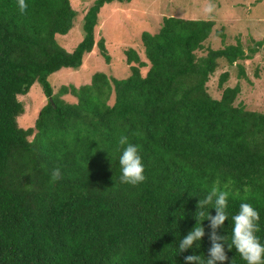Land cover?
<instances>
[{"label": "trees", "instance_id": "obj_1", "mask_svg": "<svg viewBox=\"0 0 264 264\" xmlns=\"http://www.w3.org/2000/svg\"><path fill=\"white\" fill-rule=\"evenodd\" d=\"M111 1H92L82 38L67 51L55 38L72 26L70 0H26L23 14L16 0H0V264H184L193 254L206 264L207 212L216 210L213 202L200 217L196 205L217 182L235 196L216 230L225 236L223 264H246L227 243L232 217L249 203L259 213L256 235L264 244V113L233 104L239 86L221 87L226 71L218 77V98L205 83L219 59L244 76L241 62L264 44L243 48L236 41L197 56L213 21L163 16L156 32L140 33L143 60L124 51L126 77L95 72L89 83L53 91L49 75L78 67L94 45L108 60L94 27ZM34 82L46 100L33 125L21 128L17 95ZM121 135L139 146L146 179L138 186L119 179ZM56 168L62 179L52 182ZM200 223V247L178 252Z\"/></svg>", "mask_w": 264, "mask_h": 264}, {"label": "rangeland", "instance_id": "obj_2", "mask_svg": "<svg viewBox=\"0 0 264 264\" xmlns=\"http://www.w3.org/2000/svg\"><path fill=\"white\" fill-rule=\"evenodd\" d=\"M93 0H70L75 11L72 26L64 35H56V41L70 51L82 38V16ZM209 0H130L120 3L111 1L103 4L97 14L94 40L100 37L108 54L104 59L94 45L75 68H60L49 75L48 81L56 91L60 85L79 86L89 83L95 72H102L117 79L129 74L124 51L133 49L143 60L140 33H153L160 26L163 16L187 19H210L213 26L202 48L196 55H203L206 48L216 49L238 41L243 48L250 47L256 40L264 44V0H210L215 5L211 16L204 14L203 8ZM243 75H238V67L227 64L223 59L209 76L206 91L212 98H218L221 88L217 86L220 73L227 72V79L221 87L237 84L239 92L233 104L241 103L246 110L264 113V47L260 46L251 58L241 62ZM144 73L146 67L140 68ZM62 98L74 102L75 98L65 94ZM23 111L16 117L17 125L27 128L33 125L38 109L45 103L41 87L34 82L29 91L17 95ZM111 103V99L108 100ZM30 139V137L28 138Z\"/></svg>", "mask_w": 264, "mask_h": 264}, {"label": "clouds", "instance_id": "obj_3", "mask_svg": "<svg viewBox=\"0 0 264 264\" xmlns=\"http://www.w3.org/2000/svg\"><path fill=\"white\" fill-rule=\"evenodd\" d=\"M18 10L21 14L25 13L28 5L26 0H16ZM215 10V5L209 2L203 8L204 14L211 16ZM117 149L121 150L119 157V165L121 169V175L119 177L121 183L138 186L143 183L146 179L144 175V164L139 154V146L129 142V138L126 135L119 136L117 140ZM62 179L61 171L59 168L54 169L51 172L52 182H56ZM228 186L225 185L224 189H221L219 182L214 184L207 192L204 199L198 200L196 205V214L200 217L205 216L203 209L207 205L213 204L216 210L214 216H210L207 212V220L210 221L209 227L211 232L209 239L211 247L208 251V258L206 264H223L227 260L225 253V236L217 235L216 230L221 227L225 220L228 219L226 214V208L228 207V199L230 196L235 198L234 194L227 190ZM203 219V220H206ZM260 219L258 211L253 208L249 203H241L239 206L238 214L232 217L234 222L232 227L231 242L227 243L228 250L235 247L241 258L246 261V264H264V244H261L259 237L256 233L259 231L258 221ZM202 220V221H203ZM205 235L204 228L201 226H194L182 240L179 241L178 252H185L191 249L195 243L200 242L202 237ZM184 264H205V261L199 255H188L184 258Z\"/></svg>", "mask_w": 264, "mask_h": 264}]
</instances>
